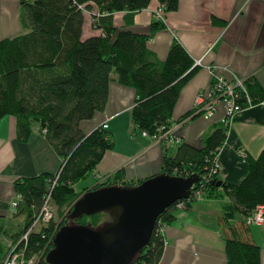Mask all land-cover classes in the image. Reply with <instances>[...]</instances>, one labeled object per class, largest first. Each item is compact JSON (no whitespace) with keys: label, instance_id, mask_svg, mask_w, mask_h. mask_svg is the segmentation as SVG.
<instances>
[{"label":"trees","instance_id":"obj_1","mask_svg":"<svg viewBox=\"0 0 264 264\" xmlns=\"http://www.w3.org/2000/svg\"><path fill=\"white\" fill-rule=\"evenodd\" d=\"M152 1H19L24 31L0 40V121L13 116L20 141L26 140L35 129L44 134L56 150L60 166L54 174L44 173L14 182V191L21 196L14 214L25 213L27 222L9 237L11 241L0 264L18 242L15 251L23 254L25 261L34 258L37 264H47L45 257L53 240L51 233L59 222L62 226L73 221L96 229L111 221L107 213L71 219V209L67 212L84 194L74 190L76 184L90 177L104 154L114 147L107 127L89 133L81 129L82 122L104 111L111 82L136 91L130 118L139 134L146 132L153 136L158 129L165 131L176 123L182 124L190 117L201 115L200 107H195L173 121L180 93L198 67L177 41L171 44L164 60H158L148 48L150 33L164 29V22L152 20L149 34H138L130 29L134 15ZM156 1L163 7L164 15L177 10L178 0ZM120 13L123 24L115 26L114 16ZM87 22L97 34L83 39V26ZM218 79L216 74L211 77L207 92ZM243 88L244 91L235 90L236 102L243 110L264 104V90L253 77L244 80ZM229 123L215 126L203 139L201 148L180 142L172 155H165L160 174L183 179L196 177L198 181L188 199L174 203L159 216L157 224L160 222L163 227L170 224L174 220L172 212L179 204L189 209L204 201L220 203L223 213L218 222L225 242L226 264H260L261 248L251 241L246 219L257 207L264 206V148L256 158L245 155L248 172L239 184L221 181L222 186L218 187L217 154L226 140ZM120 173L121 170L113 180L95 178L99 184L91 190L117 185ZM140 183L142 181H124L120 185ZM48 196L56 211V220L40 225L37 230L33 227L28 238L21 240L32 225L33 214ZM235 215L243 221L235 220ZM158 225L148 245L132 264L160 262L164 242L157 231ZM48 242L50 247L44 253Z\"/></svg>","mask_w":264,"mask_h":264},{"label":"crops","instance_id":"obj_2","mask_svg":"<svg viewBox=\"0 0 264 264\" xmlns=\"http://www.w3.org/2000/svg\"><path fill=\"white\" fill-rule=\"evenodd\" d=\"M19 1L0 0V40L24 31ZM158 7L153 0L136 13L130 29L149 34ZM122 16L121 13L114 16L115 26L123 24ZM164 24V29L150 33L148 48L158 60H164L171 44L177 41L198 67L180 93L173 121L194 108L199 94H208L215 74L226 80L234 76L253 77L264 90V0H178L177 10L165 13ZM88 25L87 22L83 26V39L97 34L91 29L85 31ZM135 102L134 89L111 82L104 111L81 123L82 131L89 133L107 120V131L114 142L113 149L104 154L92 173L93 183L98 175L113 180L120 170L117 185L144 181L159 174L165 155L174 153L177 146L166 148L164 143L152 142L137 132L130 118ZM224 117V103L219 102L209 118L190 117L172 128L181 143L198 149L215 126H222ZM263 148L264 104H256L242 110L228 125L226 140L217 154L219 180L239 184L248 172L245 155L256 158ZM59 166L60 158L44 134L35 129L26 140L20 141L16 119L6 116L0 121V233H5L6 245L11 241L9 237L27 222L26 214H14L11 206L16 195L14 182L54 174ZM222 213L223 207L213 201L174 210V220L164 227L165 247L158 264H226L225 242L218 222ZM249 228L251 241L261 248L260 264H264V222Z\"/></svg>","mask_w":264,"mask_h":264},{"label":"water","instance_id":"obj_3","mask_svg":"<svg viewBox=\"0 0 264 264\" xmlns=\"http://www.w3.org/2000/svg\"><path fill=\"white\" fill-rule=\"evenodd\" d=\"M196 177L157 174L136 186H105L83 194L71 219L107 213L111 221L94 229L65 225L56 233L47 264H132L148 245L159 216L190 196ZM217 186H222L221 181Z\"/></svg>","mask_w":264,"mask_h":264},{"label":"built area","instance_id":"obj_4","mask_svg":"<svg viewBox=\"0 0 264 264\" xmlns=\"http://www.w3.org/2000/svg\"><path fill=\"white\" fill-rule=\"evenodd\" d=\"M153 17L154 19L158 21L164 22V12H163L162 6H159L158 9L153 13ZM244 80L245 79H240L234 76L232 80L227 81L219 77L218 81L213 85V87L210 89V92H208L207 95H203V94L198 95V97L196 98L194 108L200 107L198 109V112L205 118H209L211 115H213L216 105L220 101H223L224 107H225V117L224 119H222V124L226 125L228 122H230L234 118V116H236L243 110V108H241L236 102V99L238 98V94L235 93V90L239 88L244 91V88H243ZM248 103H250L249 100H248ZM172 127L165 131L163 130V128L158 129L159 132L153 136H149L146 132H141L140 135L155 143L162 142L164 143V146L166 148H169L171 146L174 147L180 143V140L178 139L175 133L176 130ZM216 164H217L216 168L219 169L218 162ZM216 173H217V170H216ZM99 178L100 180L104 181L106 180L107 177L100 176ZM192 191H193V187L191 189V192ZM19 201H20V197L19 195H17L16 201L13 202L11 206L15 208ZM46 202H48V200H46L45 203ZM178 208L182 209L184 208V205L179 204ZM44 213L46 215V218H44V221H49L51 219L49 212L45 210ZM263 222H264V206L257 207L256 210L252 213V215L246 219V224L248 226H251V225L259 226V225H262ZM34 224L32 222V226L29 228V231L32 230V228L34 227ZM163 229L164 227L162 226V227L157 228V231L159 230L163 232ZM26 232L25 234L28 235L29 232L28 233ZM21 238L26 239L25 235L22 236ZM18 244L19 242L16 245H12V248L9 251L10 252L9 255L7 254L2 264H35L34 263L35 261L33 259L25 261L26 259L24 258L23 254L17 253L15 251Z\"/></svg>","mask_w":264,"mask_h":264},{"label":"rangeland","instance_id":"obj_5","mask_svg":"<svg viewBox=\"0 0 264 264\" xmlns=\"http://www.w3.org/2000/svg\"><path fill=\"white\" fill-rule=\"evenodd\" d=\"M31 1H33V0H31ZM158 9V8H157ZM156 9V10H157ZM151 12H152V9L150 8L149 9V14H151ZM153 13V12H152ZM87 15V14H86ZM88 19V18H87ZM88 21H90L89 19H88ZM90 29V26L88 25V26H86V28H85V31H87L88 32V30ZM105 127H108L107 126V120H103V121H101L96 127H94L93 128V130H95V129H98V128H101V129H105ZM92 130V131H93ZM94 172H95V170H94ZM92 176V175H91ZM88 177V178H86L85 180H81L79 183H77L76 184V186L74 187V190L77 192V193H82L83 194V192H84V194L85 193H87V192H90V191H93V190H91L93 187H95L96 186V184H99V183H97V181H95V179H94V183H93V181H90L91 179H92V177ZM98 177H99V175H98ZM95 178H97V176L95 177ZM107 179V178H106ZM99 181V180H98ZM104 181H106V180H104ZM90 190V191H89ZM20 197V200H21V196H19ZM81 197V196H80ZM79 197V198H80ZM78 198V199H79ZM16 199H17V195H15V199H14V201H12V203L13 202H15L16 201ZM77 199V200H78ZM46 200H48V202H44L42 205H41V207L33 214V217H32V222H33V224H34V228H35V230H37V228H39L40 227V225H48L53 219H55L56 220V218H54L55 216H54V214L56 213V211H55V209H54V207L52 206V204H51V201H50V197H47L46 199H45V201ZM76 200V201H77ZM75 201V202H76ZM75 202L72 204V206L68 209V211L67 212H69L70 211V209H71V212H72V209H73V205L75 204ZM12 203H11V205H12ZM17 207V206H16ZM15 207V208H16ZM13 208V207H12ZM15 208H13L14 209V212H15ZM178 209H180V208H178ZM184 208H182V209H180V210H183ZM45 210H47L48 212H49V214H50V216H51V219L49 220V221H44V218H46V215H45ZM253 213V212H252ZM37 217V218H36ZM241 219V217L239 216V215H235V220H240ZM105 219H103V221H104ZM158 222V221H157ZM157 222H156V224H155V228H156V225H158L157 224ZM69 225H78V224H76V223H74L73 221L72 222H70L69 223ZM32 226V225H31ZM63 226H65V225H60V222H59V224L57 225V226H55V228H54V230L52 231V235H53V239H54V237H55V235H56V233L58 232V230L61 228V227H63ZM85 226V225H84ZM163 225L159 222V227H162ZM26 232V231H25ZM25 232L22 234V236H24L25 235V237H26V239L28 238V235H26L25 234ZM28 232H30L29 231V229L27 230V232L26 233H28ZM158 232H161V231H159L158 230ZM163 232H164V229H163ZM163 232H161V236H163ZM4 235H5V233H3V232H1L0 233V249H1V251H0V258H2L3 256H4V254L6 253V247H7V241H6V239H5V237H4ZM6 236V235H5ZM21 236V237H22ZM20 237V238H21ZM22 239V238H21ZM20 240V239H19ZM52 242H53V240H52ZM163 242H164V247H165V241H164V238H163ZM49 247H50V245H49V242L47 243V245H46V248H45V250L43 251L44 253L47 251V249H49ZM52 247H53V245L51 246V248H50V250L52 249ZM9 253L10 252H8V255H9ZM25 258V257H24ZM29 260H31V259H29ZM33 260H34V258H33ZM35 264H37L36 262H34Z\"/></svg>","mask_w":264,"mask_h":264}]
</instances>
